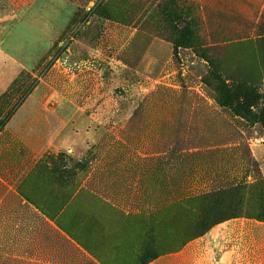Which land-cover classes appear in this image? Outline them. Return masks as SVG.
Returning a JSON list of instances; mask_svg holds the SVG:
<instances>
[{
    "label": "rangeland",
    "instance_id": "rangeland-1",
    "mask_svg": "<svg viewBox=\"0 0 264 264\" xmlns=\"http://www.w3.org/2000/svg\"><path fill=\"white\" fill-rule=\"evenodd\" d=\"M32 2L0 0V15ZM54 11L59 42L0 99V264H68L69 237L85 229L73 215L92 202L140 212L141 252L159 255L264 215V0H55ZM43 81L71 127L56 124L68 144L48 150L59 140L46 124L36 158L12 129Z\"/></svg>",
    "mask_w": 264,
    "mask_h": 264
},
{
    "label": "crops",
    "instance_id": "crops-1",
    "mask_svg": "<svg viewBox=\"0 0 264 264\" xmlns=\"http://www.w3.org/2000/svg\"><path fill=\"white\" fill-rule=\"evenodd\" d=\"M54 6L55 0H33L31 6L24 11L0 15V99L23 72H33L43 66L51 50L59 42L61 35L59 28L56 30L58 26ZM44 8H48L54 20L47 21L41 17L39 11ZM45 83L46 81L41 82L30 93L32 95L33 92L42 90L37 105L27 111L28 117L12 129L24 132L16 137L24 141L28 155L36 158L44 152L42 150L45 147L40 142L47 135L40 132L44 131L46 124L54 131V134L48 136L55 139V142L59 140L57 145L51 143L48 150H60L68 144L66 141L61 142L60 137L63 135L60 129L55 131L56 124L58 128L61 126L62 131H68L71 127L65 121L62 126L59 116L63 110L60 107L46 106L48 93L46 94ZM9 114L15 115L12 111ZM45 115L52 116L45 118ZM41 159L42 157L34 162L33 159L28 161L27 175ZM83 210L82 214L75 212L72 218V222L84 225L85 229L83 237H69V242L74 244L77 252L75 257L67 256L68 264H78L77 256L84 264H140V212L135 213L134 209L105 202L86 204ZM47 221L58 229L54 222ZM52 264L58 263L53 261ZM149 264H264V222L249 218L221 222L203 235L187 241L179 249L160 255Z\"/></svg>",
    "mask_w": 264,
    "mask_h": 264
},
{
    "label": "trees",
    "instance_id": "trees-1",
    "mask_svg": "<svg viewBox=\"0 0 264 264\" xmlns=\"http://www.w3.org/2000/svg\"><path fill=\"white\" fill-rule=\"evenodd\" d=\"M188 25H186L183 29H182V34H181V38L180 39H184V41H186V42H190L191 40H192V38H193V32H192V30L189 28V27H187ZM180 43H181V41H178L177 42V44H176V46L177 47H179L180 46ZM19 190V189H18ZM26 200H28V199H26ZM28 202H29V200H28ZM30 203V202H29ZM235 218H243V217H233V218H228V219H226V220H223V221H221V222H224V221H227V220H230V219H235ZM250 219V218H249ZM254 220H258V221H262V222H264V215H262L261 216V218H258V219H254ZM221 222H218V223H216V224H219V223H221ZM215 224V225H216ZM214 226V225H213ZM212 226V227H213ZM211 227V228H212ZM211 228H209V229H211ZM209 229H206V231L205 232H207ZM204 232V233H205ZM203 233V234H204ZM202 234V235H203ZM150 246V244H147L146 246H145V248H144V250H143V252H141V255H140V264H149V262H151V261H153L154 259H157L160 255H159V253H157V252H153L152 250H151V248L149 247Z\"/></svg>",
    "mask_w": 264,
    "mask_h": 264
}]
</instances>
